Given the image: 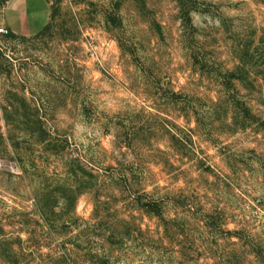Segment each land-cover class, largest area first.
I'll use <instances>...</instances> for the list:
<instances>
[{
	"label": "rangeland",
	"instance_id": "374dc122",
	"mask_svg": "<svg viewBox=\"0 0 264 264\" xmlns=\"http://www.w3.org/2000/svg\"><path fill=\"white\" fill-rule=\"evenodd\" d=\"M0 33V264H264V0H48Z\"/></svg>",
	"mask_w": 264,
	"mask_h": 264
},
{
	"label": "crops",
	"instance_id": "0c3cea01",
	"mask_svg": "<svg viewBox=\"0 0 264 264\" xmlns=\"http://www.w3.org/2000/svg\"><path fill=\"white\" fill-rule=\"evenodd\" d=\"M49 15L48 0H0V27L8 29L9 33H32Z\"/></svg>",
	"mask_w": 264,
	"mask_h": 264
},
{
	"label": "built area",
	"instance_id": "2783aa9c",
	"mask_svg": "<svg viewBox=\"0 0 264 264\" xmlns=\"http://www.w3.org/2000/svg\"><path fill=\"white\" fill-rule=\"evenodd\" d=\"M0 33L7 34V33H9V31H8V29H6L4 27H0Z\"/></svg>",
	"mask_w": 264,
	"mask_h": 264
},
{
	"label": "trees",
	"instance_id": "16d2710c",
	"mask_svg": "<svg viewBox=\"0 0 264 264\" xmlns=\"http://www.w3.org/2000/svg\"><path fill=\"white\" fill-rule=\"evenodd\" d=\"M9 34V33H8ZM11 34V33H10Z\"/></svg>",
	"mask_w": 264,
	"mask_h": 264
}]
</instances>
